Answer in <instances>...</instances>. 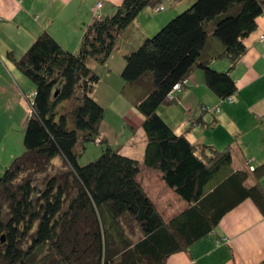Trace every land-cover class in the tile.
Instances as JSON below:
<instances>
[{"label":"trees","instance_id":"trees-1","mask_svg":"<svg viewBox=\"0 0 264 264\" xmlns=\"http://www.w3.org/2000/svg\"><path fill=\"white\" fill-rule=\"evenodd\" d=\"M161 1L122 0L105 16L102 6L93 9L76 52L44 31L21 57L7 53L34 88L25 95L24 151L0 175V264H166L242 201L251 199L264 215V162L254 171L234 170L230 145L195 144L159 111L178 100L195 69L217 97L234 101L238 82L231 72L248 51L264 0H193L123 55L124 83L143 90L135 104L146 136L143 163L162 173L188 203L185 211L165 220L138 181L140 161L110 145L96 160L79 163L85 143L99 138L106 111L94 96L101 76L90 62L106 63L120 35L145 9L163 10ZM211 38L221 44L228 70L205 56ZM56 159L63 162L59 172ZM251 175L256 183L247 185ZM130 220L141 228L138 239L124 227Z\"/></svg>","mask_w":264,"mask_h":264},{"label":"crops","instance_id":"crops-1","mask_svg":"<svg viewBox=\"0 0 264 264\" xmlns=\"http://www.w3.org/2000/svg\"><path fill=\"white\" fill-rule=\"evenodd\" d=\"M98 1H102L100 15L112 14L122 0H0V73L7 67L10 76L7 80L13 87L18 103H25V95L32 93L31 83L19 70L7 53L13 51L17 58L33 43L42 32L49 31L66 49L76 52L79 49L85 28L92 22V10ZM189 0L187 3H191ZM184 0L176 3L185 7ZM167 19V17H166ZM165 18L152 16L145 9L134 23L118 39V47L106 61L108 72H113L118 84L116 90H108V103L120 96L121 106L114 107L112 116L133 112L138 115L136 102L142 98L143 90L138 86H126L121 71L125 65L123 55L135 50L145 38L158 29ZM162 23V24H161ZM264 14L258 19V28L246 39L247 53L232 69V76L238 82V91L234 101H222L207 86L204 71L195 69L190 75L188 85L177 96L176 102L163 104L160 114L178 132L185 133L195 144L213 145L224 149L230 145L233 149L234 170H245L264 162ZM222 46L211 38L205 56L211 65L221 71L230 68V61L219 57ZM113 59L117 64H112ZM4 62V64L2 63ZM101 64H97L99 69ZM93 67V65H92ZM94 68V67H93ZM112 75V76H113ZM111 76V77H112ZM108 77H110L108 75ZM0 81V95L6 90ZM17 85H16V84ZM28 84V85H27ZM98 89V88H97ZM94 96L98 101V90ZM213 105L212 112H203L201 105ZM101 103V102H100ZM104 104V102H102ZM10 104L2 105L0 116H6ZM22 108V107H21ZM219 108V112L215 109ZM110 108H108L109 111ZM200 109V110H199ZM19 116L23 122L24 110ZM124 117V116H123ZM143 116L139 125L125 122V136L120 144L108 138V145L121 153L140 161L138 181L151 197L164 216L171 220L185 211L188 203L182 199L163 179L159 170L149 168L143 163L146 148V136L142 128ZM104 138V135L101 133ZM106 141L103 139V142ZM259 182L264 189V176ZM256 183L251 175L247 185ZM133 226H129V225ZM130 220L124 227H135ZM264 262V215L251 199H246L230 210L220 220L216 229L190 245L188 250L171 255L166 264H261ZM146 264V263H141Z\"/></svg>","mask_w":264,"mask_h":264},{"label":"rangeland","instance_id":"rangeland-1","mask_svg":"<svg viewBox=\"0 0 264 264\" xmlns=\"http://www.w3.org/2000/svg\"><path fill=\"white\" fill-rule=\"evenodd\" d=\"M179 1L162 0L159 6H163L164 9L161 11H156V8L154 7L147 8L149 9L152 16L155 15L161 18L163 17L166 20L165 23L163 24L161 23L162 25L158 27V29H156L157 31L155 33L161 30V28H163V26H165V24H167V22H169V20H171L174 16L184 11L185 8H188L187 5L189 6V4H192V3L189 4L187 3L189 0H184L186 2L185 3L182 2V4H187V5H185V7H179L177 9L178 11L174 12V9H176V3H179ZM100 3H102V1H98L94 6V9L98 10V8L100 7ZM2 63L4 64V62ZM112 64L116 65L117 60L113 59ZM90 65L91 67L93 65L94 69L101 76V82L97 86L98 88L97 90H98L99 98L103 100L99 102L101 103L104 102V104L103 103L102 104L105 106L106 111H105V116L100 125V136L97 140H91L85 143V150L82 153V155L79 157L80 164H87L88 162L96 160L101 155L103 149L109 146L108 138L111 139L112 142L116 144H120L121 140H124V136H125L124 134L125 131L123 128L125 122L133 121L135 125H139L142 120V115L140 113L136 115L133 112L128 113L127 115H123L124 117L121 115L125 113H120L119 114L120 116H112L113 114H117L111 112L113 111L112 107H114L115 110H118V108L121 106L120 96L111 99L112 101H109L110 103H108V97H109L108 90L110 88L114 90L118 88V84L113 75L115 72V66H113V72L111 71L108 72V67L106 66L105 63L101 64L99 69H97V63L95 61H91ZM4 69L5 70H2L0 73V81L2 82L1 84H3V88L6 90H4L0 95V109H2V105L8 103L10 104V107H9V112L7 113L6 116H0V175L3 174L5 168L11 164L13 159L24 151L23 138H24L26 122L30 110L29 106L26 107L25 105L24 107L25 103H20V102L18 103V98L15 96V93L12 89L13 87L11 86L10 82L7 80V77L10 76V73L6 66H4ZM108 75L110 77H108ZM26 81L27 83H31L32 86L30 88L33 89L34 88L33 82L27 77H26ZM108 108H110L109 111ZM22 109L24 110V116H23L24 123H20L21 119L19 118V116L21 117L20 114L22 113ZM101 133L104 135V138L101 136ZM100 139H104L106 141H104L103 143H99L98 140ZM55 163H56V167L53 168V170L54 171L58 170L59 172L61 170L59 169V167L63 165V162L61 160L56 159ZM253 169L254 168L252 169L250 168V171H254ZM127 232L129 233V236H131L133 239H138L141 236V228L137 224L135 225V227L132 228L129 227Z\"/></svg>","mask_w":264,"mask_h":264},{"label":"built area","instance_id":"built-area-1","mask_svg":"<svg viewBox=\"0 0 264 264\" xmlns=\"http://www.w3.org/2000/svg\"><path fill=\"white\" fill-rule=\"evenodd\" d=\"M101 6H102V3H100V7H101ZM100 7H99V8H100ZM161 8H162V7H161ZM262 38H264V36H262ZM176 87H178V86H176ZM170 97H172V96H170Z\"/></svg>","mask_w":264,"mask_h":264}]
</instances>
